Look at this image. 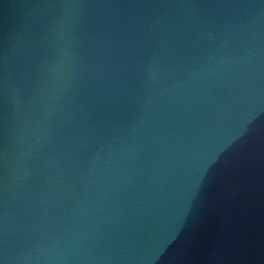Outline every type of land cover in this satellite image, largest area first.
I'll return each instance as SVG.
<instances>
[{
  "label": "water",
  "instance_id": "95a60500",
  "mask_svg": "<svg viewBox=\"0 0 264 264\" xmlns=\"http://www.w3.org/2000/svg\"><path fill=\"white\" fill-rule=\"evenodd\" d=\"M0 264H264V0H0Z\"/></svg>",
  "mask_w": 264,
  "mask_h": 264
}]
</instances>
